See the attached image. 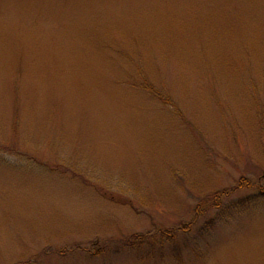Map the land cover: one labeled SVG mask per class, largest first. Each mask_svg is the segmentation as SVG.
<instances>
[{"label":"rangeland","instance_id":"rangeland-1","mask_svg":"<svg viewBox=\"0 0 264 264\" xmlns=\"http://www.w3.org/2000/svg\"><path fill=\"white\" fill-rule=\"evenodd\" d=\"M0 264H264V0H0Z\"/></svg>","mask_w":264,"mask_h":264}]
</instances>
